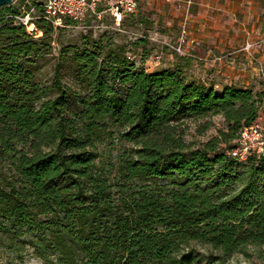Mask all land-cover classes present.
I'll use <instances>...</instances> for the list:
<instances>
[{
    "label": "trees",
    "instance_id": "16d2710c",
    "mask_svg": "<svg viewBox=\"0 0 264 264\" xmlns=\"http://www.w3.org/2000/svg\"><path fill=\"white\" fill-rule=\"evenodd\" d=\"M31 4L38 39L16 21L19 8L0 10V220L15 236L44 264H188L180 251L191 242L224 258L264 246V159L225 154L264 95L217 92L178 67L147 73L97 43L65 48L41 86L32 66L59 28L44 20L42 0ZM65 62L74 88L61 82ZM216 115L227 132L185 143L187 121ZM113 139L132 147L110 178L97 147Z\"/></svg>",
    "mask_w": 264,
    "mask_h": 264
},
{
    "label": "rangeland",
    "instance_id": "374dc122",
    "mask_svg": "<svg viewBox=\"0 0 264 264\" xmlns=\"http://www.w3.org/2000/svg\"><path fill=\"white\" fill-rule=\"evenodd\" d=\"M193 1L195 5H191L187 12V0L142 1L137 11L133 15L124 17L119 26L109 15H104L101 21L88 18L81 24L63 20L61 27L53 36L51 45L34 61L32 68L35 70L37 82L41 86H50L53 83L55 66L65 48L70 47L73 49L72 52L91 51L94 43H97L98 48L104 52L109 49L123 52L125 58L138 70L152 73L166 69L174 56H180L173 48H176L180 42L185 19L190 12H193V7L198 8L197 4L202 0ZM236 1L242 3V10H245L244 6L254 9V15L244 12L236 15V18L250 20L259 18L262 24L261 35L264 34V0ZM4 7L19 8L23 13L20 18L29 16V22L34 21L39 15L33 8L31 0H13L10 6ZM29 27L30 24L26 28L28 34L31 32ZM31 34L35 39L42 36L35 27ZM250 43L253 42L250 41ZM184 48L185 44H182V49ZM60 77L64 85L75 87L69 63L65 62L61 65ZM258 81L261 84L264 83L260 74ZM256 93L264 95V89L259 88L255 91ZM205 124H209L206 129L203 128ZM227 131L228 126L223 118L216 115L205 120L187 121L183 127V139L192 148H197L212 138H218L220 132ZM131 147L129 143L117 139L105 140L98 145L97 162L102 161L105 164L107 176L110 178L113 176L111 166L116 163L117 156ZM0 167L6 171L4 164ZM14 231L7 223L0 220V264H44L33 254L29 239L16 237ZM180 254H189L188 264H264V246H247L224 258L218 251L200 243L191 242L181 248ZM52 264L57 263L53 261Z\"/></svg>",
    "mask_w": 264,
    "mask_h": 264
},
{
    "label": "crops",
    "instance_id": "0c3cea01",
    "mask_svg": "<svg viewBox=\"0 0 264 264\" xmlns=\"http://www.w3.org/2000/svg\"><path fill=\"white\" fill-rule=\"evenodd\" d=\"M187 1L186 12L195 5L193 0ZM197 5L187 22V38L195 45L190 50L185 45L183 55L174 56L167 68H181L187 80L217 92L229 85L253 92L264 89V83L258 81L259 68H264L262 24L259 18H236L244 12L254 15V9L244 6L242 10V3L236 0H202ZM250 41L255 44L251 55L242 51Z\"/></svg>",
    "mask_w": 264,
    "mask_h": 264
},
{
    "label": "built area",
    "instance_id": "2783aa9c",
    "mask_svg": "<svg viewBox=\"0 0 264 264\" xmlns=\"http://www.w3.org/2000/svg\"><path fill=\"white\" fill-rule=\"evenodd\" d=\"M142 1L150 0H42L43 18L50 22L54 28H59L63 20L81 24L88 18L101 21L104 15H109L119 26L124 17L133 15L137 11ZM187 5L189 6L190 2ZM15 19L26 28L30 24L32 28L29 27L31 31L29 34L32 35L34 25L29 22V16L24 19L15 17ZM187 19L182 26L180 42L176 48H173L179 55L184 53L182 44L190 48L195 45L193 40L187 39ZM254 47L255 44L247 42L242 51L251 55ZM259 74L264 82L263 67L259 68ZM232 145L233 147L226 150L225 154L238 163H246L251 159H264V97L256 120L239 131L238 137Z\"/></svg>",
    "mask_w": 264,
    "mask_h": 264
},
{
    "label": "water",
    "instance_id": "95a60500",
    "mask_svg": "<svg viewBox=\"0 0 264 264\" xmlns=\"http://www.w3.org/2000/svg\"><path fill=\"white\" fill-rule=\"evenodd\" d=\"M13 0H0V9L4 6H10Z\"/></svg>",
    "mask_w": 264,
    "mask_h": 264
},
{
    "label": "bare ground",
    "instance_id": "6f19581e",
    "mask_svg": "<svg viewBox=\"0 0 264 264\" xmlns=\"http://www.w3.org/2000/svg\"><path fill=\"white\" fill-rule=\"evenodd\" d=\"M32 27H30V29H31Z\"/></svg>",
    "mask_w": 264,
    "mask_h": 264
}]
</instances>
